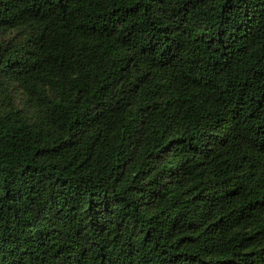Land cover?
Masks as SVG:
<instances>
[{
    "label": "trees",
    "instance_id": "16d2710c",
    "mask_svg": "<svg viewBox=\"0 0 264 264\" xmlns=\"http://www.w3.org/2000/svg\"><path fill=\"white\" fill-rule=\"evenodd\" d=\"M0 264H264V0H0Z\"/></svg>",
    "mask_w": 264,
    "mask_h": 264
}]
</instances>
